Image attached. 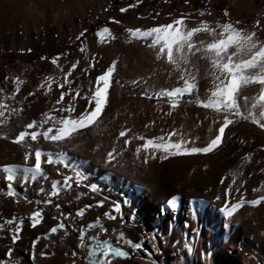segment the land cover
Returning a JSON list of instances; mask_svg holds the SVG:
<instances>
[{
  "label": "bare ground",
  "instance_id": "obj_1",
  "mask_svg": "<svg viewBox=\"0 0 264 264\" xmlns=\"http://www.w3.org/2000/svg\"><path fill=\"white\" fill-rule=\"evenodd\" d=\"M129 2L132 0H33L35 9L46 14L42 22H35L31 18L35 11L29 7L28 0H0V49H3L0 52V92L5 97L11 95L16 87L11 83L13 76L24 81L16 96L6 100L9 108L21 109L20 114L10 117L11 127L6 129L9 133L21 130L24 123L39 122L42 114L52 108L53 100L58 98L59 92L54 87L49 94L36 91L44 76L62 77V72L50 63L52 56L67 52V57L61 58L66 68L71 62H78V67L86 70V75L75 71V87H72V90L82 88V96L89 94L93 74L97 71L86 68V57L95 56L97 68L111 58L119 59L116 84L102 119L88 130H82L74 141L53 144L40 137L37 142L29 141L26 148H21L10 140H0V166L16 164L23 167L24 151L39 147L54 157L62 153L66 162L73 164L86 177L80 186H76L73 179L69 189H62L58 196L49 198L46 192L50 190L51 181L62 184V174L72 173L55 164L43 165L47 181L26 182L24 185L13 181L16 195L9 197L8 182L0 171V225H3L0 227V259L8 248H12L11 256L17 258L14 261L19 260L17 264H73L71 253L78 249L79 231L85 229L87 240V235H92L98 228L88 229L87 225L99 218L105 228L126 230L151 254L150 259H141L144 255L141 252L124 264H152L153 261L155 264H264V204L254 207L242 204L232 217H225L221 211L228 206L224 204L223 191L229 185V203L239 202L241 195L245 200L264 195V182L258 184L261 179L250 183L243 171L245 168L230 166L237 160L244 161L243 157L248 153L251 155L244 161L246 165L257 162L264 166V152L260 151L264 132L251 125L261 139L240 144V139L250 140L247 135L250 124L240 123L232 127L229 138L212 153L171 156L165 160L159 159L157 154L143 163V152L138 157L135 154L136 146L142 143L134 139L136 136L166 139V133L175 129V139H195V146H202L207 141L212 134L208 121L214 114L195 107L193 103L196 95L206 98V87L211 85L204 75L207 62L199 61L196 95L185 99L184 105L173 109L170 114H166L167 104L161 111L158 100L139 95L141 85L133 87L127 82L144 78L151 91L153 88L182 86V81L176 73L168 75L170 66L156 61L154 50L139 41L129 40L124 31L130 25L153 26L168 22L170 13L171 18L187 13V26L190 27L199 26L200 19L214 26L220 19L222 7H228L233 20L250 25L254 19H261L264 23V17L258 14L264 10V0H251V4L249 0H189L188 5L183 0H169L167 4L163 0H142L136 8L120 13L118 9L126 7ZM202 5L210 6L207 8L210 16H198L197 10ZM58 10H67V18L61 17L54 23L52 14ZM110 17L120 20L122 28L111 23ZM102 26H107L115 37L107 44L95 36L96 30ZM81 30H86V35L77 42L75 36ZM198 38L210 39L205 33L198 34ZM80 43L84 44L86 52L79 51ZM20 48L31 49V52L21 53L17 51ZM41 55L46 57L45 61L39 59ZM5 76L9 80L6 81ZM29 92L34 95L29 97ZM243 94L254 95L255 91L249 89ZM189 99L193 103L189 104ZM160 101L165 102V99ZM84 103L83 100L76 102L77 113L83 110ZM197 120L201 122L199 125H196ZM124 127L129 130L124 137L129 140L127 147L123 146L124 138L117 136ZM113 148L121 151L122 156L118 163L106 164V153ZM221 177L225 178L223 184L220 183ZM91 183L97 185V193L89 192L84 186ZM39 188H44L45 192H39ZM172 197L176 198L174 203L180 201L179 210L168 207L167 201ZM44 199H50L52 203L46 205ZM37 200L41 203L37 204ZM98 200L104 201L100 207L96 206ZM114 203L120 204L119 213L113 211ZM85 204L92 207L86 209L83 216L76 217L75 212ZM33 210L41 211V223L35 228L28 226V217ZM104 212H109L115 219L108 220L103 216ZM8 219L21 220L20 239L15 243L7 231L9 226L4 224ZM60 223L65 225L63 229L57 233L49 232ZM37 237L40 239L33 247L32 241ZM40 252L46 255L40 257ZM33 254L35 260L30 259Z\"/></svg>",
  "mask_w": 264,
  "mask_h": 264
},
{
  "label": "snow or ice",
  "instance_id": "obj_2",
  "mask_svg": "<svg viewBox=\"0 0 264 264\" xmlns=\"http://www.w3.org/2000/svg\"><path fill=\"white\" fill-rule=\"evenodd\" d=\"M142 0H132L127 3L126 7H120L118 11L125 13L129 9H134L140 5ZM165 4L169 0H163ZM185 5L189 4V0H183ZM210 6L202 5L197 10L200 17L206 14L211 15L207 11ZM159 15V13H157ZM170 22L159 23L152 27L140 28L132 27L125 28L129 40L139 41L145 44L148 48L154 50V57L156 61H162L170 66L168 75L173 73L178 74V79L182 81V86L176 87H162L159 89L153 88L149 91L148 85L144 78H137L128 81L127 83L133 87L137 85L142 86L139 92L141 97H148L149 99L161 100L165 99L170 114L173 109L183 101L184 97H191L194 90L197 89V80L199 79V61H206L207 68L205 69V77L210 81V88L206 87L207 96L202 98L196 95L195 105L204 110L213 113V118L208 121V128L212 130V134L202 146H195L196 140L188 139H175L177 132L175 129L166 133L167 139L164 137H153L150 139L141 136L134 137L137 141H142L135 148L137 157L141 152L144 154L143 163H147L149 157H156L159 154V159L165 160L171 156H190L196 154H209L223 143L228 137L232 127L240 124L247 123L255 126L261 132H264V23L261 19H254L250 25L242 23L240 20H233L229 13L228 7H222L219 12V17L214 26L206 22L205 19L199 20V26H187L188 14L182 13L175 18H171ZM259 16L264 17V12ZM111 23L120 24V20L109 18ZM205 33L210 39H199L198 34ZM86 35V30H81L75 36L77 42L82 41ZM95 36L98 41H103L105 44L109 40L115 39L107 26L99 27ZM3 49H0L2 52ZM9 52L12 49L8 50ZM23 53L25 51L31 52V49H17ZM79 51L84 53L87 51L83 43H80ZM68 53H62L52 56L50 59L51 65L57 69L62 66L59 63L62 57H67ZM41 61H45L46 57L41 55ZM92 61H88L86 68H93ZM117 66V61L112 60L101 74L95 76L94 86L86 96L80 93L82 88L72 91L75 87V71H80L82 74H87L85 69L78 67V62H71L66 71L62 70L61 76L46 75L37 85L36 91H42L44 94H49L53 87L59 90L58 98L53 100V106L49 111L42 114V118L37 122L24 123L21 130H15L9 133L6 129L11 127V116H17L21 113L19 107L9 108L6 100H10L16 96L20 91V85L24 83L18 77H11V83L16 87L11 92L10 96H3L0 92V140H10L14 145H19L21 148H26L29 141L37 142L40 137L44 141L53 144H63L65 142L71 143L74 141L82 130H88L90 127L96 125L102 119V113L109 103V89L112 84L113 74ZM4 79L9 80L8 76ZM119 83V82H117ZM65 86H70L69 91L66 93ZM123 87V85H121ZM252 89L255 91L254 95L243 94L246 90ZM33 92H29L28 96L32 97ZM70 97V98H69ZM83 100V110L77 113L76 102ZM243 101V104L240 101ZM188 103H193L189 99ZM207 119V118H206ZM201 122L196 121L199 125ZM128 128L124 127L118 132L119 138H124L128 133ZM123 146H129V140L123 139ZM240 144L252 143L248 139H240ZM260 151L264 152V143L260 144ZM251 153L245 154L244 161H247ZM122 152L113 148L106 153L104 162L118 163V158H121ZM24 166L21 167L16 164H4L0 166V171L3 173V179L8 182L7 195L14 197L16 192L13 187V181H18L21 185L26 182L32 184L34 181L42 180L47 181L48 177L45 175L43 165H57L60 168H67L71 171L72 175H63V183L58 184L57 180H52L50 190L46 192L47 197L58 196L62 189H69L71 187V180H75V185L80 186L86 177L79 171L73 164L66 162L62 153L57 154L55 157L51 153L42 152L41 148L36 147L34 150H25L23 153ZM207 167V166H205ZM235 180V175L232 177ZM220 183H225V178H220ZM89 192L97 193L99 191L95 183L85 184ZM231 185H229V188ZM229 188L223 191L224 204L228 205L222 208L225 217H232L241 209L242 204L257 206L264 204V195H259L255 199L245 200L241 195L239 202L229 203L228 197L230 195ZM39 192H45L44 188H39ZM256 191V189H253ZM79 199V196H77ZM107 198L105 197V200ZM175 197L167 201L169 208L175 207ZM37 204L41 201L37 200ZM44 204H50V199H44ZM104 203L103 200H98L96 206L100 207ZM59 208V205H56ZM92 207L90 204H85L84 207L79 208L75 212L76 217L84 215L85 210ZM120 204H113V211L120 212ZM103 216L108 220L115 219L109 212H104ZM28 220L29 227L35 228L41 223V211L33 210L30 212ZM123 223V220H121ZM8 225V233L11 240L15 243L20 239L21 234V220L8 219L4 222ZM3 227V225H0ZM63 223L49 229L51 233H57L58 230L63 229ZM99 228L100 232L106 231L105 227L101 225L100 219L97 218L93 223L87 225L88 229ZM37 237L32 241L33 247L36 246ZM88 243H85V229L79 231V243L76 244L77 248H87V261L88 264H114L113 258H119L121 261H131L142 252L144 255L140 257H148L151 254L142 247V242H133L131 239H124L123 233L118 237L123 241V244L129 250H124L121 247L113 246L107 240H100L97 236L87 235ZM143 238H141L142 240ZM155 251V248L152 249ZM12 248H8L4 253L5 257H9L7 261L0 259V264H17L12 260ZM40 257L46 255L45 252L39 253ZM73 257L77 255L74 251L71 253ZM30 259L35 260V254ZM75 264V261H73ZM152 264H155L153 261Z\"/></svg>",
  "mask_w": 264,
  "mask_h": 264
},
{
  "label": "rangeland",
  "instance_id": "obj_3",
  "mask_svg": "<svg viewBox=\"0 0 264 264\" xmlns=\"http://www.w3.org/2000/svg\"><path fill=\"white\" fill-rule=\"evenodd\" d=\"M260 12V11H259ZM180 15V14H179ZM169 21L168 22H170V19H168ZM109 21V20H108ZM167 22V20L166 21H164V23H166ZM116 27H118V29H121L122 28V25L120 24H114ZM121 26V27H119V26ZM144 25V26H143ZM135 24V25H130V26H127L128 28H132V27H140V28H146V27H152V25H148V24ZM156 24H153V26H155ZM127 27H125V28H127ZM123 31V30H122ZM125 34V33H124ZM128 37V36H127ZM87 58V62L88 61H92V63H93V68L95 69V70H97L94 74H93V79H92V86H91V88L94 86V80H95V76L96 75H98V74H101L102 73V71L103 70H105L106 68H107V66L111 63V61L112 60H119V59H113V58H111V59H109V61H107V63L106 64H104L103 66H101V67H98L97 68V64L96 63H98L97 61H96V59H95V56H87L86 57ZM88 58H90V59H88ZM61 62V66H62V70L63 71H66L67 70V68H66V63L63 61L62 62V60H60L59 61V63ZM109 63V64H108ZM106 66V67H105ZM55 67V66H54ZM64 68V69H63ZM89 69L90 71L91 70H93L94 71V69ZM118 68H119V61H117V66H116V69H115V72H114V74H113V81H112V84H111V87H110V89H109V96L111 95V90H112V88H113V85H114V83L116 84V78H117V73H118ZM55 69L58 71V72H62V70L61 69H57L56 67H55ZM96 74V75H95ZM115 76V77H114ZM115 79V80H114ZM66 88H68V91H69V87H67V86H65ZM172 87H173V85H172ZM66 88H64V90L66 91ZM169 88H171V87H169ZM78 89V88H77ZM77 89H74V90H72L73 92L74 91H76ZM56 91H58L59 92V90H57V89H55ZM68 91H66V93L68 92ZM82 92V91H81ZM59 95V93L57 94V96ZM193 95H196L195 94V90H194V94ZM188 97L186 96V97H184L183 98V101L181 102V104L180 105H178V107L177 108H180V107H182L183 105H184V101H185V99H187ZM162 100V99H161ZM164 100V99H163ZM157 102V105L160 107V105H161V111L162 110H164V107H166V106H164L165 104H167V103H165L166 102V100H165V102L164 101H160V100H158V101H156ZM160 104V105H159ZM163 104V105H162ZM194 104V106L196 107V105H195V103H193ZM168 110V107H166L165 108V110ZM166 110V111H167ZM206 111H208V110H206ZM168 112V111H167ZM209 112V111H208ZM197 125V124H196ZM195 125V126H196ZM254 128H252V126L251 125H249L248 126V129H247V135H248V137L250 138V140H252L253 142L254 141H256V140H259V139H261V136L259 137V135L257 134V133H255V131L253 130ZM207 136H208V134L207 133H205V135H204V137L205 138H207ZM167 139V138H166ZM249 165H246L245 164V162L244 161H242V160H237V161H235V162H232V164H230V166H237V167H243V168H245L243 171H244V173H246V178H247V180L250 182V183H252L253 182V180H258V179H261L262 181L261 182H259L258 184L259 185H262V183L264 182V166H262V165H260V164H258L257 162H251V163H248ZM106 229V231H104V232H100V230H99V228H97L94 232H93V234L92 235H94V236H97V238L98 239H100V240H104V239H107V240H109L112 244H113V246H118V247H121V248H123L124 250H129L128 249V247L126 246V245H124L123 244V241L122 240H119L118 239V237L120 236V234L121 233H123V237H124V239H131V240H133V242H135L134 241V239L131 237V235L126 231V230H124V229H122V228H105ZM85 243L87 244L88 243V241L87 240H85ZM76 253H77V255L74 257V261L75 262H82V263H84V264H88V261H87V259H86V257H87V248L86 247H81V248H78L77 250H76ZM5 256H3V259L5 260V261H7L8 259H9V257H8V259H7V257H5ZM12 257V258H11ZM10 258L11 259H13V260H15V259H17V258H15L14 256H11ZM113 260H114V264H124V261H121L119 258H113ZM17 261V260H16ZM17 262H19V260L17 261ZM19 264V263H18Z\"/></svg>",
  "mask_w": 264,
  "mask_h": 264
},
{
  "label": "clouds",
  "instance_id": "obj_4",
  "mask_svg": "<svg viewBox=\"0 0 264 264\" xmlns=\"http://www.w3.org/2000/svg\"><path fill=\"white\" fill-rule=\"evenodd\" d=\"M37 2H38V0H37ZM249 3L251 4V0H249ZM28 4H29V7L35 11V14L31 18L35 22H42L46 16L44 11L43 10H36L35 5L33 3V0H28ZM261 12H264V10L260 11L258 14H260ZM61 17L67 18V10H64L63 12L58 10L56 13L52 14V19H53L54 23L57 22V20L60 19Z\"/></svg>",
  "mask_w": 264,
  "mask_h": 264
}]
</instances>
